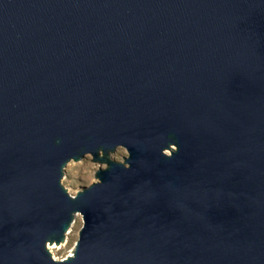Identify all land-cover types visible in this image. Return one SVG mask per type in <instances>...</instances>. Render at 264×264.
I'll return each instance as SVG.
<instances>
[{
	"label": "water",
	"instance_id": "1",
	"mask_svg": "<svg viewBox=\"0 0 264 264\" xmlns=\"http://www.w3.org/2000/svg\"><path fill=\"white\" fill-rule=\"evenodd\" d=\"M0 264H264V0H0Z\"/></svg>",
	"mask_w": 264,
	"mask_h": 264
},
{
	"label": "rangeland",
	"instance_id": "2",
	"mask_svg": "<svg viewBox=\"0 0 264 264\" xmlns=\"http://www.w3.org/2000/svg\"><path fill=\"white\" fill-rule=\"evenodd\" d=\"M127 155V151L124 147L119 146L115 152H113L110 157L123 160V156ZM105 166L104 163L92 161V156H85L79 161H69L64 169V174L60 180L62 184L67 188L70 194H75L82 186L91 184V181H96L95 172L96 168ZM79 214V215H78ZM83 218L80 213L77 212V215L74 217L73 222L71 223L69 229L67 230L65 241L57 244L56 248L50 249V252L54 258L62 259L67 255L71 254L74 250L75 242L78 239L79 230L83 224ZM54 244H56L54 242ZM52 245V244H51Z\"/></svg>",
	"mask_w": 264,
	"mask_h": 264
},
{
	"label": "bare ground",
	"instance_id": "3",
	"mask_svg": "<svg viewBox=\"0 0 264 264\" xmlns=\"http://www.w3.org/2000/svg\"><path fill=\"white\" fill-rule=\"evenodd\" d=\"M77 215V214H76ZM75 215V216H76ZM79 215V214H78ZM52 244V245H51ZM57 244H54V242L53 243H48V247L50 248V249H54V248H56L57 246H56Z\"/></svg>",
	"mask_w": 264,
	"mask_h": 264
}]
</instances>
